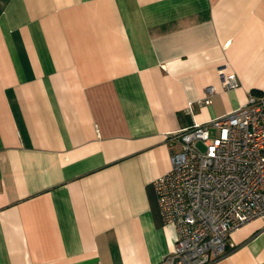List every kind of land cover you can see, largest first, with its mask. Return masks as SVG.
Returning <instances> with one entry per match:
<instances>
[{
  "label": "crops",
  "instance_id": "0c3cea01",
  "mask_svg": "<svg viewBox=\"0 0 264 264\" xmlns=\"http://www.w3.org/2000/svg\"><path fill=\"white\" fill-rule=\"evenodd\" d=\"M225 62L240 87L221 88ZM249 93L264 94V0H0V264H163L166 133ZM227 250L208 264H264V221Z\"/></svg>",
  "mask_w": 264,
  "mask_h": 264
},
{
  "label": "built area",
  "instance_id": "2783aa9c",
  "mask_svg": "<svg viewBox=\"0 0 264 264\" xmlns=\"http://www.w3.org/2000/svg\"><path fill=\"white\" fill-rule=\"evenodd\" d=\"M223 90L240 87L225 62L217 69ZM217 92L188 102L192 112ZM170 169L153 181L160 213L177 231L176 247L163 264H208L222 258L232 231L264 221V94L204 123L166 133Z\"/></svg>",
  "mask_w": 264,
  "mask_h": 264
}]
</instances>
